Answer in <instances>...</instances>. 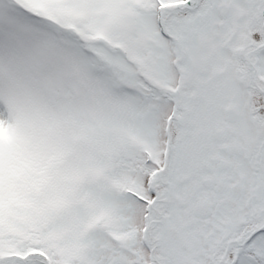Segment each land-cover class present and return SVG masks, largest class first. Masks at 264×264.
<instances>
[{
    "label": "snow or ice",
    "instance_id": "1",
    "mask_svg": "<svg viewBox=\"0 0 264 264\" xmlns=\"http://www.w3.org/2000/svg\"><path fill=\"white\" fill-rule=\"evenodd\" d=\"M0 264H264V0H0Z\"/></svg>",
    "mask_w": 264,
    "mask_h": 264
}]
</instances>
